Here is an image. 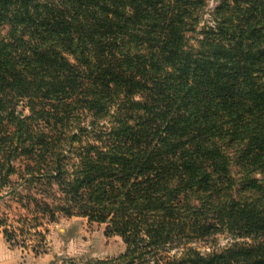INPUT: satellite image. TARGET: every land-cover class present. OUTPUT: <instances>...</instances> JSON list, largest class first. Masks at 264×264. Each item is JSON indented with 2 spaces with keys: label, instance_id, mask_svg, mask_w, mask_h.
<instances>
[{
  "label": "trees",
  "instance_id": "obj_1",
  "mask_svg": "<svg viewBox=\"0 0 264 264\" xmlns=\"http://www.w3.org/2000/svg\"><path fill=\"white\" fill-rule=\"evenodd\" d=\"M13 175L33 229L83 217L125 245L63 264H264V0H0Z\"/></svg>",
  "mask_w": 264,
  "mask_h": 264
},
{
  "label": "rangeland",
  "instance_id": "obj_2",
  "mask_svg": "<svg viewBox=\"0 0 264 264\" xmlns=\"http://www.w3.org/2000/svg\"><path fill=\"white\" fill-rule=\"evenodd\" d=\"M215 6L214 1L208 3L206 10L209 13ZM208 14L204 17L207 22ZM24 115L28 111L24 105L17 109ZM233 169V174H236ZM12 184L0 188V264H63L66 261L74 260L76 263L93 260H110L119 257L125 252V245L118 236H106L105 226L100 224H90L88 219L83 217H67L58 214L54 223H47L33 229L32 223L24 218L28 216L26 211L17 201L15 192L23 191V186L15 185L19 183L17 176H11ZM16 187L15 191H11ZM19 217H22L19 219ZM47 229V231H45ZM16 231V245L7 243L3 231ZM22 231V232H21ZM39 231L44 234L45 248L40 250L37 236L30 234ZM24 234V235H23ZM26 245H22V240ZM232 243L231 237L222 234L205 242H196L192 246L201 254L207 255L211 252H219L227 248ZM27 246V247H25ZM37 247L39 255H35L31 249ZM43 247V246H42ZM176 249L171 250L169 256L175 255Z\"/></svg>",
  "mask_w": 264,
  "mask_h": 264
}]
</instances>
